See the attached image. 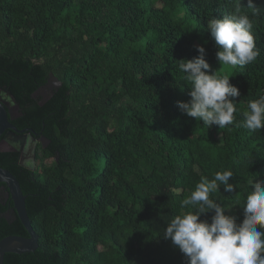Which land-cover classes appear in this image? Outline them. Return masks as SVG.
<instances>
[{
	"label": "trees",
	"instance_id": "1",
	"mask_svg": "<svg viewBox=\"0 0 264 264\" xmlns=\"http://www.w3.org/2000/svg\"><path fill=\"white\" fill-rule=\"evenodd\" d=\"M240 3L261 54L232 67L217 62L207 25L236 0H0V90L16 106L9 123L48 142L37 145L32 172L17 152L0 151L37 236L33 253L7 254L3 264H187L162 233L191 208L181 202L201 177L217 171L231 170L237 188L221 185L210 198L242 221L249 181L264 182V129L207 128L177 107L191 87L178 65L198 55L196 45L239 89L237 123L264 95V11ZM49 76L59 87L34 96ZM4 202L0 240L26 238L14 214L3 217L12 208Z\"/></svg>",
	"mask_w": 264,
	"mask_h": 264
},
{
	"label": "clouds",
	"instance_id": "2",
	"mask_svg": "<svg viewBox=\"0 0 264 264\" xmlns=\"http://www.w3.org/2000/svg\"><path fill=\"white\" fill-rule=\"evenodd\" d=\"M247 8L253 15H259L264 8L257 7L253 0H247ZM240 0H236L233 13L212 18L207 25L217 48L219 65L243 67L254 62L261 54L253 34V20L242 14ZM198 55L191 60L182 59L178 65L184 79L191 85L187 102L177 101L178 110L207 128L212 125L220 129L236 123L249 131L264 129V95L248 101L243 122L236 121V103L239 89L230 83V76L218 75L206 60L203 46L196 45ZM231 170L217 171L209 180L201 177L194 191L182 200L183 211L166 224L163 238L184 255L187 264H264V182L249 181L243 205V219L237 223L235 217L226 215L231 210L210 194L235 192L237 185L229 183ZM213 211L210 222L200 219L201 214Z\"/></svg>",
	"mask_w": 264,
	"mask_h": 264
},
{
	"label": "water",
	"instance_id": "3",
	"mask_svg": "<svg viewBox=\"0 0 264 264\" xmlns=\"http://www.w3.org/2000/svg\"><path fill=\"white\" fill-rule=\"evenodd\" d=\"M59 87L55 78L49 76L47 84L39 88L34 96L47 98L52 91ZM48 88V89H47ZM47 90V91H46ZM46 91V92H45ZM45 92V94H42ZM16 113V106L12 98L0 90V146L2 144L12 147V151L18 153L17 165L29 172L34 170L35 149L39 144L44 149L48 142L43 137H38L27 129L16 130L9 122L12 121ZM0 185L5 200H10L14 214L24 229L27 237L10 236L0 240V264H3V257L7 254L22 255L33 253L37 248V236L31 229L24 200L19 185L14 177L7 171L0 169Z\"/></svg>",
	"mask_w": 264,
	"mask_h": 264
},
{
	"label": "flooded vegetation",
	"instance_id": "4",
	"mask_svg": "<svg viewBox=\"0 0 264 264\" xmlns=\"http://www.w3.org/2000/svg\"><path fill=\"white\" fill-rule=\"evenodd\" d=\"M7 146L9 147L10 151H12V147H10L9 145H7ZM0 199H1V201H2L1 205L4 206V203H5L4 201H5V199H4V197H3V192H2V191H1V193H0ZM12 215H13V214H11L10 211H9L8 213L4 214L3 217H4L6 220L12 221V220H13Z\"/></svg>",
	"mask_w": 264,
	"mask_h": 264
},
{
	"label": "rangeland",
	"instance_id": "5",
	"mask_svg": "<svg viewBox=\"0 0 264 264\" xmlns=\"http://www.w3.org/2000/svg\"><path fill=\"white\" fill-rule=\"evenodd\" d=\"M48 89V88H47ZM47 91V90H46ZM45 91V92H46ZM45 92H42V94H45ZM0 151H3V152H5V151H10V149H9V147L6 145V144H2L1 146H0Z\"/></svg>",
	"mask_w": 264,
	"mask_h": 264
}]
</instances>
